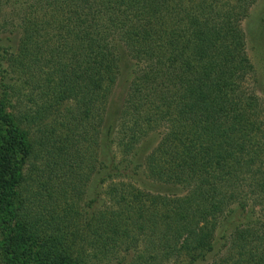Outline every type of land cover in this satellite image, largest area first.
Returning a JSON list of instances; mask_svg holds the SVG:
<instances>
[{
  "label": "trees",
  "instance_id": "obj_1",
  "mask_svg": "<svg viewBox=\"0 0 264 264\" xmlns=\"http://www.w3.org/2000/svg\"><path fill=\"white\" fill-rule=\"evenodd\" d=\"M256 1L25 5L0 52V264H264V109L241 26Z\"/></svg>",
  "mask_w": 264,
  "mask_h": 264
},
{
  "label": "rangeland",
  "instance_id": "obj_2",
  "mask_svg": "<svg viewBox=\"0 0 264 264\" xmlns=\"http://www.w3.org/2000/svg\"><path fill=\"white\" fill-rule=\"evenodd\" d=\"M32 0H0L1 8H0V52L5 57H7L6 52H14L17 45V37L19 26L21 23V19L19 15L21 11L25 8L27 3H30ZM5 24L6 27L1 26ZM242 29L245 34V45H246V53L253 65V73L248 79H246L243 83L248 88V93L254 91L256 95H258V99L262 104V109H264V0H257L252 7L250 8L248 17L242 22L241 24ZM16 28V29H15ZM15 29V31L9 34V31ZM9 34V35H8ZM2 61H5L2 60ZM124 66H120V73L117 77V82L115 87L113 88L112 94L109 96L108 104L106 107V112L112 114L120 107L121 102L126 94L129 78H130V69L133 64V60H129L125 58ZM6 65V62H5ZM3 66V64H2ZM58 109V110H57ZM62 106L60 108L56 107L52 109V112L59 115L62 112ZM64 110V109H63ZM105 112V113H106ZM63 115L59 117L62 118ZM23 128L30 130L31 137L34 134L35 128L32 125H27L25 121L21 125ZM7 127L6 122L0 123V130L2 131ZM98 141L101 136L98 135ZM101 142V140H100ZM158 142V135L157 134H150L148 137H145L143 140L140 141V148L137 154V160L143 162L144 156L156 146ZM96 144V148H97ZM101 151L103 150L104 153L107 151L106 146H103V142L101 144ZM113 151L116 153L117 161H120L123 156L120 154L118 147L113 148ZM145 164H141L139 168L136 169L139 172V176L142 181L150 185L152 189L160 186L156 182H153L151 179L148 178L145 171ZM96 178H93L88 186L82 187L81 189L77 190V202L76 204L79 207L83 206L85 201L89 196H92L96 191H99L100 186L95 188L94 182ZM87 185V184H86ZM142 185V184H141ZM162 187H167L162 185ZM177 187V186H176ZM95 188V189H94ZM168 188V187H167ZM178 191H179V187ZM171 188V189H177ZM104 191V187L101 188ZM86 191V192H85ZM85 192V194H84ZM103 194V192H101ZM104 197V195H102ZM78 208V207H77ZM33 252V251H32ZM31 252L23 251V256L31 255Z\"/></svg>",
  "mask_w": 264,
  "mask_h": 264
}]
</instances>
